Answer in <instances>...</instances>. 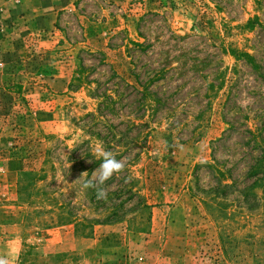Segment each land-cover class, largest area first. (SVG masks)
<instances>
[{"label":"rangeland","instance_id":"1","mask_svg":"<svg viewBox=\"0 0 264 264\" xmlns=\"http://www.w3.org/2000/svg\"><path fill=\"white\" fill-rule=\"evenodd\" d=\"M73 5H0V254L264 264V0ZM97 142L106 199L75 182Z\"/></svg>","mask_w":264,"mask_h":264},{"label":"clouds","instance_id":"2","mask_svg":"<svg viewBox=\"0 0 264 264\" xmlns=\"http://www.w3.org/2000/svg\"><path fill=\"white\" fill-rule=\"evenodd\" d=\"M92 151L95 158L101 161L99 167L92 172L90 178L88 172H83L75 182L82 180V190L86 192L88 189L94 188L97 199H106L107 192L103 186L114 174L124 171L125 163L123 160H118L113 152L106 150L102 142H97ZM16 261L17 257L11 251L7 254H0V264H16Z\"/></svg>","mask_w":264,"mask_h":264},{"label":"crops","instance_id":"3","mask_svg":"<svg viewBox=\"0 0 264 264\" xmlns=\"http://www.w3.org/2000/svg\"><path fill=\"white\" fill-rule=\"evenodd\" d=\"M74 0H19L18 3L13 0H3L0 5L10 7L17 13L15 19L20 20H40L50 16L55 17L61 10L72 9ZM4 9L3 6L1 7ZM61 240V239H58Z\"/></svg>","mask_w":264,"mask_h":264},{"label":"built area","instance_id":"4","mask_svg":"<svg viewBox=\"0 0 264 264\" xmlns=\"http://www.w3.org/2000/svg\"><path fill=\"white\" fill-rule=\"evenodd\" d=\"M14 2H16V3H18L19 2V0H13Z\"/></svg>","mask_w":264,"mask_h":264},{"label":"trees","instance_id":"5","mask_svg":"<svg viewBox=\"0 0 264 264\" xmlns=\"http://www.w3.org/2000/svg\"><path fill=\"white\" fill-rule=\"evenodd\" d=\"M250 23H248V25H249Z\"/></svg>","mask_w":264,"mask_h":264}]
</instances>
